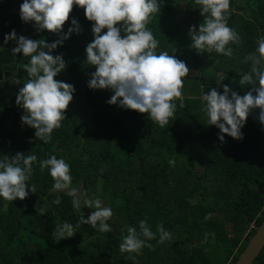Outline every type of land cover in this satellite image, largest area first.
<instances>
[{"label": "trees", "instance_id": "16d2710c", "mask_svg": "<svg viewBox=\"0 0 264 264\" xmlns=\"http://www.w3.org/2000/svg\"><path fill=\"white\" fill-rule=\"evenodd\" d=\"M22 3L0 0V159L33 152L37 162L28 183L36 185V193L29 191L23 201L0 197V264H235L264 221V125L256 109L241 129L243 139L225 135L221 142L219 129L208 124L202 96L213 88L223 94L224 85L240 95L250 90L239 81L250 70L245 57L264 37V0H230L228 26L241 38L226 46L233 49L231 57L191 47L190 28L198 31L205 20L195 0H162L161 12L152 14L146 26L159 42L156 54L167 51L192 72L184 78L183 107L174 100V116L163 127L147 114L108 104L111 89L88 87L96 71L86 55L94 40L93 22L74 6L61 35L74 27L73 19L79 32L51 54L62 55L66 63L55 79L75 91L49 143L35 138V129L21 121L25 111L16 97L29 79L23 65L30 58L23 53L13 57L16 42L5 43L4 37L13 30L18 37L47 43L59 37L22 21ZM181 5L183 20L178 22ZM52 155L69 164L73 187L112 209L111 232L80 224L69 239L52 235L58 220L75 227L81 214L87 218L93 211L76 210L66 193L52 191L49 170L39 167ZM57 197L59 205L53 204ZM140 220H146L156 239L146 241L151 247L139 254L122 253L127 227L139 232ZM158 224L171 233L162 244ZM254 264H264V249Z\"/></svg>", "mask_w": 264, "mask_h": 264}, {"label": "clouds", "instance_id": "9594fccd", "mask_svg": "<svg viewBox=\"0 0 264 264\" xmlns=\"http://www.w3.org/2000/svg\"><path fill=\"white\" fill-rule=\"evenodd\" d=\"M195 3L201 6V15L205 20L198 31L195 26L190 28L191 47L198 53L215 51L231 57L233 49L226 46L239 44L241 38L228 26L230 0H195ZM74 6L84 9L86 19L93 22L94 40L87 45L86 55L87 63L95 66L96 71L91 73L88 87L92 90L111 89L114 94L108 104L119 103L121 108L147 114L161 127L167 125L176 111L173 101L179 99L183 107L184 78L191 70L184 61L167 51L156 54L159 42L146 26L152 14L161 12L162 0H23L20 5L22 21L35 22L38 31L47 30L59 38L47 43L44 39L18 37L15 30L4 37L5 43L16 42L17 46L12 49L13 57L23 53L24 57L30 58L23 65L29 79L16 97L17 105L25 111L22 123L35 129V138L49 143L54 129L65 120V112L75 89L55 79L66 68V63L62 55L53 56L51 53L73 31L79 32L78 22L73 19L74 27L61 35ZM257 45L256 51L245 57L244 62H250V70L239 81L240 85H250V90L240 95L224 85L223 94L213 88L202 96L208 124L219 129L221 142L225 135L243 139L241 129L256 109L259 110L258 120L264 125V68L261 67L264 37L257 41ZM16 83L19 84V80ZM36 162L37 156L33 152L0 159V197L6 201H23L29 191L36 193V185L28 183ZM169 163L174 164L175 161L170 160ZM39 167L41 171L49 170L54 181L52 191L64 192L71 197L74 209H93L87 218L81 214L75 227L58 220L52 233L56 239L61 241L73 237L75 228L80 224H89L102 233L112 231L108 223L113 216L112 209L104 206L101 199L72 186L70 166L64 159L52 155L39 161ZM60 203L59 197L53 201L56 205ZM211 215L209 213L205 219H210ZM126 231L127 235L120 243L122 253L139 254L145 246L151 247L146 241L156 239V233L152 232L146 220L139 221V232L132 226ZM157 233L161 244L171 239V233L162 224L157 225ZM207 236L206 233L205 241Z\"/></svg>", "mask_w": 264, "mask_h": 264}, {"label": "water", "instance_id": "95a60500", "mask_svg": "<svg viewBox=\"0 0 264 264\" xmlns=\"http://www.w3.org/2000/svg\"><path fill=\"white\" fill-rule=\"evenodd\" d=\"M264 249V221L235 264H254Z\"/></svg>", "mask_w": 264, "mask_h": 264}, {"label": "rangeland", "instance_id": "374dc122", "mask_svg": "<svg viewBox=\"0 0 264 264\" xmlns=\"http://www.w3.org/2000/svg\"><path fill=\"white\" fill-rule=\"evenodd\" d=\"M181 8H180V10L178 11V22H182V18H183V14H182V10H183V8H182V5L180 6ZM185 23H188V22H185ZM192 75V72L190 71L189 72V74H188V76L187 77H189V76H191Z\"/></svg>", "mask_w": 264, "mask_h": 264}, {"label": "built area", "instance_id": "2783aa9c", "mask_svg": "<svg viewBox=\"0 0 264 264\" xmlns=\"http://www.w3.org/2000/svg\"><path fill=\"white\" fill-rule=\"evenodd\" d=\"M251 228H253V229H256L255 225H252V227H251Z\"/></svg>", "mask_w": 264, "mask_h": 264}]
</instances>
